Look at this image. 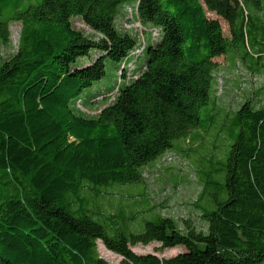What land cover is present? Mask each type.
I'll use <instances>...</instances> for the list:
<instances>
[{
  "label": "trees",
  "instance_id": "1",
  "mask_svg": "<svg viewBox=\"0 0 264 264\" xmlns=\"http://www.w3.org/2000/svg\"><path fill=\"white\" fill-rule=\"evenodd\" d=\"M262 1L0 0L1 41L10 42L12 22L22 24L16 53L0 65V264H110L100 241L120 264H264V107L251 100L226 118V198L215 194V207L203 208L205 229L152 213L132 232L116 214L101 222L77 207L86 187L142 183L144 166L212 127L215 72L230 51L264 69ZM125 5L161 38L147 45L138 77L99 114L84 115L73 103L105 77V59L118 69L138 45L116 27ZM74 17L100 36L75 29ZM94 50L95 60L78 64ZM211 185L205 180L203 201ZM153 242L184 250H133Z\"/></svg>",
  "mask_w": 264,
  "mask_h": 264
},
{
  "label": "rangeland",
  "instance_id": "2",
  "mask_svg": "<svg viewBox=\"0 0 264 264\" xmlns=\"http://www.w3.org/2000/svg\"><path fill=\"white\" fill-rule=\"evenodd\" d=\"M260 5L258 13L264 22V0ZM129 6L132 5L121 8L116 27L122 33L136 36L138 45H143V38L148 44L152 27L141 23L137 16V8L132 9ZM72 24L75 29L89 37L100 36L79 17H74ZM224 26L228 34V26L226 24ZM21 29V22H12L10 42L5 44L0 39V65L3 60L16 53ZM157 29L161 35V30ZM99 54L94 50L90 56L80 59L78 64H88ZM146 60L147 55L144 52L140 58L142 62L136 65V70L133 72L132 67L128 66L126 78L121 79L122 65L117 69L118 64L106 58L105 77L81 93L80 99L73 103L75 109L87 116L99 114L106 105L114 101L117 89L122 83L134 79L142 72ZM212 99L217 119L209 130L193 131L190 140L184 138L177 140L174 149L166 152L154 163L144 166L142 183L114 184L100 189L86 187L82 191L84 201L81 206L77 204V207L91 211L95 214V219L101 222L104 217L116 214L115 218L121 227L132 232L143 231L146 220L151 219L152 213L173 217L182 228L185 221L192 220L199 228L205 229L203 208L215 207L214 202L212 204L215 194L220 200L226 198L225 172L221 163L226 161L233 143L228 134L227 124L230 119L226 118H232L233 113L247 100H251L256 107H264L263 67H258L252 60L243 58L238 50H231L228 59L222 61L215 72ZM205 114L206 110L203 111L204 116ZM198 134L199 139L196 137ZM207 179L212 181V185L208 188L203 201V189ZM98 247L101 257L110 264H120L122 258L107 250L101 241ZM160 247V243L153 242L149 245H135L133 250L140 254L155 253L160 257H171L184 250L183 246L162 250Z\"/></svg>",
  "mask_w": 264,
  "mask_h": 264
}]
</instances>
